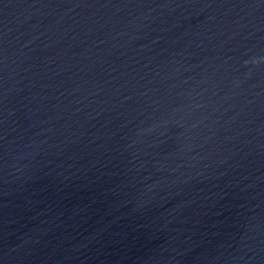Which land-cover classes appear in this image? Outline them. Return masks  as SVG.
<instances>
[{
	"label": "water",
	"instance_id": "water-1",
	"mask_svg": "<svg viewBox=\"0 0 264 264\" xmlns=\"http://www.w3.org/2000/svg\"><path fill=\"white\" fill-rule=\"evenodd\" d=\"M0 264H264V0H0Z\"/></svg>",
	"mask_w": 264,
	"mask_h": 264
}]
</instances>
